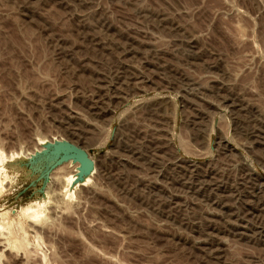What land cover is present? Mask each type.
<instances>
[{
    "label": "rangeland",
    "instance_id": "rangeland-1",
    "mask_svg": "<svg viewBox=\"0 0 264 264\" xmlns=\"http://www.w3.org/2000/svg\"><path fill=\"white\" fill-rule=\"evenodd\" d=\"M263 136L264 0H0L7 166L39 139L95 163L69 198L71 161L8 170L0 264H264Z\"/></svg>",
    "mask_w": 264,
    "mask_h": 264
},
{
    "label": "bare ground",
    "instance_id": "bare-ground-1",
    "mask_svg": "<svg viewBox=\"0 0 264 264\" xmlns=\"http://www.w3.org/2000/svg\"><path fill=\"white\" fill-rule=\"evenodd\" d=\"M124 53V52H123ZM189 54V53H188ZM186 55H187V52H186ZM187 57V56H186ZM237 118V117H236ZM239 122V121H238ZM245 122V121H244ZM248 122H250L249 120H248ZM239 124V123H238ZM242 124V123H241ZM244 124V123H243ZM246 124V123H245ZM247 125V124H246ZM245 125V126H246ZM251 125V124H250ZM248 127H250L249 125H247ZM252 126V125H251ZM247 127V128H248ZM259 127V126H258ZM257 127V128H258ZM244 129H246L245 127H243ZM250 129V128H249ZM251 130H253L252 128H251ZM244 131V130H243ZM242 131V132H243ZM245 131H248V130H245ZM262 131H263V129H262ZM249 132V131H248ZM244 133V132H243ZM247 133V132H246ZM253 133H254V131H253ZM240 134V133H239ZM242 134V133H241ZM245 134V133H244ZM258 134V133H257ZM251 134H249V136H250ZM253 135V134H252ZM259 135V134H258ZM262 135V134H261ZM260 135V136H261ZM239 136V135H238ZM241 137H243V136H241ZM247 137H248V135H247ZM251 137V136H250ZM254 137V136H253ZM252 137V138H253ZM264 137V136H263ZM255 138V137H254ZM257 138V137H256ZM259 138V137H258ZM260 139V138H259ZM55 140V139H54ZM38 141V145L40 146L35 152H37V151H39L40 149H42L43 147H45V146H47L48 144H49V142L50 141H47V140H45V139H39V140H37ZM264 141V140H263ZM260 142H261V140H260ZM262 144V143H261ZM35 145V144H34ZM38 147V146H37ZM128 150V149H127ZM132 151V150H131ZM24 153V152H23ZM31 153V152H30ZM33 153V152H32ZM31 153V155H33ZM10 156L8 157V155H3L2 153H0V193H2V191L4 190V188L5 187H3V186H5V184H8V183H10L11 182V180H10V178H9V176H8V174H7V172H8V170L10 169V170H12L13 172H15V173H18V170H23V168H21V166H18V164H11L10 165V167L9 166H7V160H9L10 159V161L11 162H14L15 160H18V158H19V154L18 153H12V154H9ZM22 155V154H21ZM28 156V155H27ZM26 156V158H28ZM134 156V155H133ZM23 157V156H22ZM144 158V157H143ZM147 158V157H146ZM145 159V158H144ZM25 160V159H24ZM21 162H23V161H21ZM25 162V161H24ZM68 162H70V161H68ZM145 162V161H144ZM71 163V166L69 165V167H67L68 169H70V170H67L68 172H62L61 170L59 171V169H61V168H58V170H56V171H59V172H62L61 173V176H63V177H61V178H59L60 179V181H59V186L58 187H60V188H58V189H60V193L66 198V197H71V194H73V191H74V189L76 188V187H78V186H85V183H87V180H88V178L90 177V175L91 174H85L84 176H83V178L81 179V180H79V181H81V182H79L78 180H77V173H78V169H79V163L78 162H74V161H71L70 162ZM146 163V162H145ZM66 165V164H65ZM154 165V164H153ZM62 166H64V165H62ZM160 168H161V166H160ZM155 169V168H154ZM39 170V169H38ZM158 170V169H157ZM55 170H54V172H56ZM170 172V171H169ZM181 172V171H180ZM58 173V172H57ZM91 173H93V172H91ZM32 175V174H31ZM52 176V175H51ZM54 178V177H53ZM184 178V177H183ZM23 182V181H22ZM25 182V181H24ZM188 185V184H187ZM8 186V185H7ZM6 186V187H7ZM57 189V190H58ZM196 189V188H195ZM48 191V190H47ZM189 191V190H188ZM39 192V191H38ZM199 193V192H198ZM38 194H40V193H38ZM202 194V193H201ZM223 194V193H222ZM48 192H45V194L42 196V197H37V198H35V199H33V200H31L26 206H24L23 208H21V213H22V215L21 216H23V218L25 217L30 223H39L41 220H43L44 219V217H45V213H46V208H47V203H48V201H49V198H48ZM61 195V196H62ZM198 195V194H197ZM232 195V194H231ZM239 196V195H238ZM205 197V196H204ZM64 198V199H65ZM218 199V198H217ZM213 199H209V201L211 202ZM231 200H233L234 201V199H231ZM55 201V200H54ZM206 202V201H205ZM217 202V201H216ZM231 202V201H230ZM239 202V201H238ZM237 202V203H238ZM226 203H227V201H226ZM229 203V202H228ZM244 203V202H243ZM207 204H209L208 202H207ZM219 204V203H218ZM217 204V205H218ZM214 205V204H213ZM222 205V204H221ZM222 207V206H221ZM238 207V206H237ZM222 208H224V210H226V213H227V215L228 216H230V217H235V218H237L238 219V215L236 214V213H234L233 212V207H230V205H228V204H226L225 206L223 205V207ZM242 210V209H241ZM237 211V210H236ZM253 211V210H252ZM5 212H7V211H5ZM224 212V211H223ZM225 213V214H226ZM238 213V212H237ZM5 214V213H4ZM3 214V215H4ZM7 214V213H6ZM5 214V215H6ZM7 216V215H6ZM7 219H10V218H8L7 217ZM4 220H6L5 218H4ZM2 225V224H1ZM6 226V225H5ZM18 227V226H17ZM0 229H2V227L0 228ZM18 229V228H17ZM11 232V231H10ZM12 234V233H11ZM13 236H14V234H13ZM12 237V236H11ZM1 243V242H0ZM3 243V242H2ZM1 243V244H2ZM0 244V245H1ZM4 244V243H3Z\"/></svg>",
    "mask_w": 264,
    "mask_h": 264
},
{
    "label": "water",
    "instance_id": "water-1",
    "mask_svg": "<svg viewBox=\"0 0 264 264\" xmlns=\"http://www.w3.org/2000/svg\"><path fill=\"white\" fill-rule=\"evenodd\" d=\"M68 161H74L79 163V169L77 173V180H81L85 174H91L95 171V163L90 159L89 154L73 143L66 140H53L49 144L39 151L30 156V159H25V162H21L18 166L24 169L25 166H31L32 170L44 169L36 181H43V188L45 183L49 179L50 173L57 167L63 165ZM81 182V181H79ZM41 191L42 196L44 193Z\"/></svg>",
    "mask_w": 264,
    "mask_h": 264
}]
</instances>
